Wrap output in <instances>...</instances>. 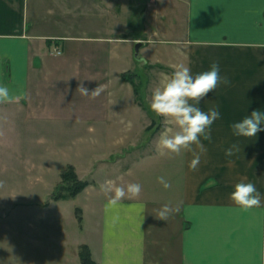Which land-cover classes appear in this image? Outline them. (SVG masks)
Listing matches in <instances>:
<instances>
[{"label": "crops", "instance_id": "crops-1", "mask_svg": "<svg viewBox=\"0 0 264 264\" xmlns=\"http://www.w3.org/2000/svg\"><path fill=\"white\" fill-rule=\"evenodd\" d=\"M131 25L138 34L129 32ZM137 41L143 42L141 63L168 69L155 87L178 63L196 74L218 61L230 80L200 101L205 110L218 104L222 117L210 138L201 137L207 151L195 169L189 149L161 154L165 119L151 109L150 98L138 100L123 76L135 66ZM120 43L129 44L131 60L115 68ZM0 82L16 97L0 102V127L3 117L24 115L33 133L26 145L42 148L45 167L73 165L88 182L75 196L55 199L61 177L49 187L47 202L30 201L43 207L42 245L55 241L65 251L59 264H84L83 246L94 264H264V204L243 208L230 196L244 178L264 193V131L237 137L230 127L264 109V0H0ZM118 87L126 98H115ZM64 122H70L66 129L50 130ZM36 123L49 130L35 133ZM135 129L142 134L132 135ZM147 131L148 142L140 143ZM233 143L239 151L228 157ZM86 144L91 164L63 160ZM31 169L32 179L44 178L33 163ZM109 178L139 182L142 191L107 205L100 185ZM165 203L179 210L164 220L157 213ZM3 223L13 229V212L0 210V230ZM0 264L13 260L0 258Z\"/></svg>", "mask_w": 264, "mask_h": 264}, {"label": "rangeland", "instance_id": "rangeland-1", "mask_svg": "<svg viewBox=\"0 0 264 264\" xmlns=\"http://www.w3.org/2000/svg\"><path fill=\"white\" fill-rule=\"evenodd\" d=\"M129 32L138 34L139 29L137 26L131 25ZM128 45L126 43L118 44V53L122 58L115 59V68H120V66L123 68L127 66V61L131 60V58L126 60L129 53V48L127 50ZM141 60L143 61V59H134L135 66L128 72L131 73L128 76L130 78L129 82L135 88L138 100L148 103L146 100L151 99L155 84L160 81L162 73L168 69L149 63L144 64V62H140ZM115 98H126V95L122 93V89L119 87L115 89ZM24 117V115L19 118L3 117L0 127V210L13 212V225H11L13 229H10V227L6 228L8 226L7 223H3V228L0 230V258L13 260V264H59L62 262L61 259L65 251L62 248H58L55 241L49 243V241L45 240L46 243L42 245L43 231H41V222L45 219L43 207L33 206L30 201L47 202L49 187L53 182L60 180L62 177L60 172H63L62 170L65 168L60 167L56 170H48L41 154L42 148L35 146L30 148L26 145L25 137L33 133L30 129V122L28 123ZM133 119L135 124L139 123L141 125V122L136 117H133ZM36 124L39 127L35 133H44L49 130L47 125ZM69 124L70 122L55 123V125L53 123L52 126L54 127H51L50 130L66 129ZM133 133L136 135L142 134V132L139 133L138 129L131 132L132 135ZM148 134H150L149 131L146 132V137L140 143L148 142ZM34 141L36 140L34 139ZM87 148L88 145L86 144V149H83L80 153H65L63 160L66 158H79L81 160L80 164H91L93 154ZM31 163L38 169L34 170V172L41 174L44 177L43 179L31 178L33 172ZM69 186H72V182L66 181L61 192L68 193L66 188ZM46 218L49 220L50 217ZM32 220L39 227L35 228V231L29 226V222ZM67 221H69L68 216H66L65 222L67 223ZM39 231L41 232L39 233ZM36 236L40 239V243H35L32 240Z\"/></svg>", "mask_w": 264, "mask_h": 264}, {"label": "clouds", "instance_id": "clouds-1", "mask_svg": "<svg viewBox=\"0 0 264 264\" xmlns=\"http://www.w3.org/2000/svg\"><path fill=\"white\" fill-rule=\"evenodd\" d=\"M54 54H61L56 50ZM146 62V61H145ZM230 80L221 74L218 61H213L207 70L193 74L190 66L178 63L174 71L162 82V85L153 89L150 107L165 119V126L160 132L158 148L161 154L179 153L182 149L194 152L190 167L195 169L200 163L201 156L207 151L201 137H211L213 123L222 117L218 104L207 110L200 106V101L207 97L209 92H214L219 84H228ZM82 94L89 93L88 87L81 84ZM98 94L99 87L94 91ZM16 99L7 84L0 82V102H9ZM233 135L240 137H256L264 131V109H253L241 119L233 121L230 125ZM195 146V148L193 147ZM199 149V151H196ZM239 151V146L233 143L225 149V155L231 157ZM164 187H170V182L164 177H159ZM101 190L109 197L107 205H114L125 196H137L142 191V184L130 182L127 185L117 184L114 179H106L101 185ZM231 199L243 208H252L264 204V193H261L256 184L246 178L234 185L230 193ZM177 207L169 203L161 206L157 213L160 219L178 211Z\"/></svg>", "mask_w": 264, "mask_h": 264}, {"label": "trees", "instance_id": "trees-1", "mask_svg": "<svg viewBox=\"0 0 264 264\" xmlns=\"http://www.w3.org/2000/svg\"><path fill=\"white\" fill-rule=\"evenodd\" d=\"M129 74L131 73H128V72L124 73L123 75L124 78L129 80L130 79L128 76ZM66 181L72 182V186H69L68 188H66V190H68V193H62L61 191L64 189L63 185L66 184ZM87 184H88L87 181L79 179L77 172L75 170V167L73 165H69L62 172V181L56 187V190L53 194V198L59 199V198L73 197L79 191H81L85 186H87ZM79 219L81 220L80 216H79ZM80 254H81V258L84 264H94V262L91 259V254L87 246L82 247Z\"/></svg>", "mask_w": 264, "mask_h": 264}, {"label": "water", "instance_id": "water-1", "mask_svg": "<svg viewBox=\"0 0 264 264\" xmlns=\"http://www.w3.org/2000/svg\"><path fill=\"white\" fill-rule=\"evenodd\" d=\"M143 46L142 41H137L135 44V57L140 59V49Z\"/></svg>", "mask_w": 264, "mask_h": 264}, {"label": "built area", "instance_id": "built-area-1", "mask_svg": "<svg viewBox=\"0 0 264 264\" xmlns=\"http://www.w3.org/2000/svg\"><path fill=\"white\" fill-rule=\"evenodd\" d=\"M56 50H59V51L61 52L60 46H56L54 52H55Z\"/></svg>", "mask_w": 264, "mask_h": 264}]
</instances>
